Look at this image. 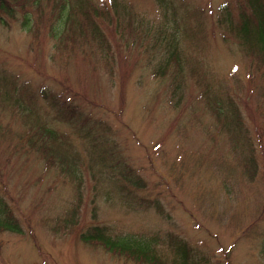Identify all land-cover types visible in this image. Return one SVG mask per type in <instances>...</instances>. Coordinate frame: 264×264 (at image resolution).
I'll return each mask as SVG.
<instances>
[{"label":"rangeland","instance_id":"374dc122","mask_svg":"<svg viewBox=\"0 0 264 264\" xmlns=\"http://www.w3.org/2000/svg\"><path fill=\"white\" fill-rule=\"evenodd\" d=\"M95 1L102 4L106 0ZM124 1L131 4L142 21L135 35L125 29L116 30L114 37L108 35L109 52H103L108 58L94 46L84 47L75 55L58 52L48 35L36 44L18 15L16 19L8 18L7 25L0 23V70L9 73L17 86L25 85L26 96L33 98L32 102L24 98L25 103L44 113L48 124L66 138L68 147L83 161V167L90 163L91 154L93 161L95 156L105 158L109 152L115 159L123 158L149 181L151 195L165 199L171 214L166 223L152 209L128 210L98 197V222L128 232H176L195 239L212 264H228V257L230 264H264V208L255 217L246 215V204L255 209L250 185L240 183L239 190L234 185L231 196H226L230 194L228 180L226 187L217 185L218 175H212L211 170L227 146L222 142L209 148L207 144L202 146L205 135L199 126L218 130L189 72L190 65L195 64L199 71H205V79L211 80L215 88L232 95L242 108L248 128L255 132L258 105L263 98L264 68L252 64L233 38L223 39V30L214 20L219 2L235 0H169L166 8L156 0ZM172 7L177 8V14L172 15ZM159 27L162 33L173 30L185 57L178 105L171 77H162L155 70L156 51L161 48L159 42L155 45ZM43 90L47 96L54 93L59 100L80 108L74 125L57 117ZM25 118L18 108L0 106V185L6 189L23 229L30 226L33 231L32 235L0 231V264H138L48 227L47 223H52L53 217L69 205L73 190L61 180L59 171L45 166L41 157L13 150L12 145L25 128ZM83 119L92 124V134L97 137L95 149L87 147L76 130ZM261 136L264 144V132ZM154 143H159L160 148ZM254 144L260 149L257 141ZM198 155L203 156L200 159ZM178 174L181 181L176 178ZM84 180V186L90 184L88 176ZM205 187L214 190L208 204L213 209L207 212L219 215L221 223L196 210L194 189L208 194ZM84 191L86 197L90 196L87 188ZM85 201L79 216L90 221L92 206L88 197ZM259 216L263 219L258 221L257 237H247L248 232L242 233L241 228ZM225 222L229 223L224 225Z\"/></svg>","mask_w":264,"mask_h":264},{"label":"trees","instance_id":"16d2710c","mask_svg":"<svg viewBox=\"0 0 264 264\" xmlns=\"http://www.w3.org/2000/svg\"><path fill=\"white\" fill-rule=\"evenodd\" d=\"M156 1L163 8L170 3L169 0ZM171 13L177 14V8L172 7ZM18 15L21 16L22 26L31 33V40L36 44L48 35L53 48L58 52L64 51L75 55L84 47L94 46L100 55L106 58L108 55L103 52L104 50L109 52L108 35L114 37L116 30L121 29L135 35V28L142 21L141 17L136 16L131 4L124 0H106L102 4L95 0H0V23L7 25L8 18L16 19ZM214 16L215 22L223 30V39L233 38L242 52L252 59V64L256 63L264 68V0H235V3L222 1L216 5ZM182 32L185 34L184 28ZM158 42L161 48L156 51L158 61L155 70L159 71L162 77L166 74L171 77L173 87L179 96L176 103L178 105L179 91L182 93L184 84L185 57L173 30L162 33V28L159 27L155 45ZM189 72L198 85L204 106L214 118L212 125L216 123L215 127L218 130L215 132L208 125L199 126L205 135L202 146L205 147L207 144L209 148L216 142L225 143L227 146L213 164L211 174L218 175L216 181L220 187H226L228 180L227 191L230 194L226 196L234 193L233 187L236 184L238 190L240 183L250 185L253 192L250 191L251 194H248L252 195L250 198L254 200L255 209L246 204L244 210L246 215L254 217L260 215L264 208V144L261 136L264 132V83L263 98L258 105L259 121L254 125L253 135L247 126L239 102L232 95L221 88H215L211 80L205 79V71H199L195 64L190 65ZM42 94L47 96L44 90ZM26 95L25 85L17 86L9 73L0 70V106L7 108L9 106L12 110L18 108L20 115L26 116L23 121L25 128L21 129L23 133L20 132L22 134L19 135V140L12 145L13 150L35 153L41 157L45 166L54 167L59 171L62 174L61 180L68 183L73 190V198L69 205L65 206L63 212L53 217L52 223H47L50 229L61 234H73L86 245L101 247L112 255L132 259L138 264H212L210 257L198 248L195 239L189 240L176 232L160 229L147 233L121 231L113 224L98 222L96 220L98 197L104 201L110 200V203H116L128 210L152 209L166 223L171 214L165 199L151 195L149 181L123 158L115 159L109 152L105 157L107 160L95 156L93 161L91 154L88 156L90 163L83 167V161L72 152V148L68 147L66 138L48 124L42 115L43 112H36L25 103L24 98L27 102L33 101V98ZM47 100L50 106L55 107L59 119L72 125L76 123L81 111L76 104L65 99L59 100V96L54 93L47 96ZM91 125L90 121L83 119L76 126V130L85 141L84 144L95 149L97 137L92 134ZM254 141L258 142L260 149H257ZM153 146L160 148L159 143H154ZM202 156L198 155L200 159ZM201 171L202 169L198 170ZM85 175L91 179L87 186H84ZM176 178L181 181V174ZM85 188L89 191L90 196L87 197L92 206L93 219L90 221L82 220L79 216L82 205L86 203ZM194 190L196 210L208 215L207 219L221 223L219 215L207 212L208 209H213L208 204L212 201L209 194L214 190L212 192L205 187L204 191L208 194L200 193L198 189ZM6 193V189H2L0 185V231L15 233L25 231L32 235L30 226L27 230L23 229L15 214L14 205L8 200L9 196H6ZM248 208L252 209L250 213L247 212ZM239 212L235 214L240 216ZM259 219L263 218L259 216L251 221L246 219L251 224L246 223L241 228L242 233L248 232L247 237L250 238L257 237L260 229L257 226ZM227 223L229 222H225L224 225ZM230 251L229 248L227 256ZM262 254L263 250L261 257L264 260ZM226 260V263L230 264L229 257Z\"/></svg>","mask_w":264,"mask_h":264}]
</instances>
